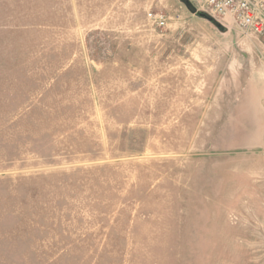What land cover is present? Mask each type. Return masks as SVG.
Masks as SVG:
<instances>
[{"label": "rangeland", "instance_id": "374dc122", "mask_svg": "<svg viewBox=\"0 0 264 264\" xmlns=\"http://www.w3.org/2000/svg\"><path fill=\"white\" fill-rule=\"evenodd\" d=\"M205 13L0 0V264H264V35Z\"/></svg>", "mask_w": 264, "mask_h": 264}, {"label": "built area", "instance_id": "2783aa9c", "mask_svg": "<svg viewBox=\"0 0 264 264\" xmlns=\"http://www.w3.org/2000/svg\"><path fill=\"white\" fill-rule=\"evenodd\" d=\"M212 15L232 17L242 30L264 35V0H192Z\"/></svg>", "mask_w": 264, "mask_h": 264}, {"label": "water", "instance_id": "95a60500", "mask_svg": "<svg viewBox=\"0 0 264 264\" xmlns=\"http://www.w3.org/2000/svg\"><path fill=\"white\" fill-rule=\"evenodd\" d=\"M185 4V7L188 9V11L195 15H201V16H207L204 11L198 9V7L193 3L192 0H181Z\"/></svg>", "mask_w": 264, "mask_h": 264}]
</instances>
